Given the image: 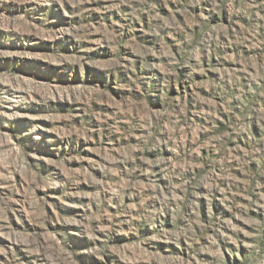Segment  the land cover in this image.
<instances>
[{"label":"rangeland","instance_id":"374dc122","mask_svg":"<svg viewBox=\"0 0 264 264\" xmlns=\"http://www.w3.org/2000/svg\"><path fill=\"white\" fill-rule=\"evenodd\" d=\"M0 264H264V0H0Z\"/></svg>","mask_w":264,"mask_h":264}]
</instances>
